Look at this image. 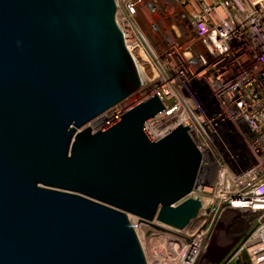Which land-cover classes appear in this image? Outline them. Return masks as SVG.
I'll return each instance as SVG.
<instances>
[{
    "label": "water",
    "instance_id": "water-1",
    "mask_svg": "<svg viewBox=\"0 0 264 264\" xmlns=\"http://www.w3.org/2000/svg\"><path fill=\"white\" fill-rule=\"evenodd\" d=\"M117 9L0 0V264H149L130 215L183 229L199 213L203 153L188 125L151 137L158 94L87 125L144 85Z\"/></svg>",
    "mask_w": 264,
    "mask_h": 264
},
{
    "label": "built area",
    "instance_id": "built-area-1",
    "mask_svg": "<svg viewBox=\"0 0 264 264\" xmlns=\"http://www.w3.org/2000/svg\"><path fill=\"white\" fill-rule=\"evenodd\" d=\"M116 2L127 47L145 59V80L138 100L111 107L98 129L158 94L165 108L146 123L151 137L188 125L203 153L190 194L201 200L199 213L190 227H171L183 264L202 259L223 222L253 229L221 264H241L244 253L264 264V0ZM156 13L169 25L156 23Z\"/></svg>",
    "mask_w": 264,
    "mask_h": 264
},
{
    "label": "rangeland",
    "instance_id": "rangeland-1",
    "mask_svg": "<svg viewBox=\"0 0 264 264\" xmlns=\"http://www.w3.org/2000/svg\"><path fill=\"white\" fill-rule=\"evenodd\" d=\"M154 18L156 23H167V25H169L168 20L160 17L157 13L154 15ZM138 97L139 94L131 95L130 97L126 98V101L123 102L121 106L126 107L128 105L134 104L138 100ZM112 113L113 111L110 109L100 116L104 117L100 120L101 122H94L93 120L87 125L90 126L93 131H96L102 124H104L106 120H108V117L111 116ZM130 220L132 223L137 224V232L141 239L147 259L151 262V264H159L158 262H161V264H166L167 262L163 261V259H166L167 257L171 258L172 256L175 257L179 252L178 250H181V245L179 244L180 235L178 233L174 234L171 231L173 227L171 228L170 226L159 223L162 227L157 228L151 224L140 222L138 217L134 215H130ZM228 227L225 229L224 222L222 223L221 227L219 228V237L216 238L215 242L206 250L202 259L197 261L195 264H220L221 261L231 251L234 244L239 243L247 235V233L253 229L252 224L246 228L233 226L230 229ZM153 253H155L156 257L158 258V262L156 259H154L155 257ZM218 259L222 260L218 262Z\"/></svg>",
    "mask_w": 264,
    "mask_h": 264
},
{
    "label": "bare ground",
    "instance_id": "bare-ground-1",
    "mask_svg": "<svg viewBox=\"0 0 264 264\" xmlns=\"http://www.w3.org/2000/svg\"><path fill=\"white\" fill-rule=\"evenodd\" d=\"M134 54H135V57H136V60H137V62H138V66H139V69H140V71H141V77H142V79H143V81L145 80L144 79V77L145 76H143V74H142V70H143V60H145L144 58H142V56H141V54L139 53H137V51L135 52L134 51ZM150 71H151V68L149 69ZM101 119H103V117H98V118H96V119H94V122H101L100 120ZM194 221H195V218L187 225V227H190L193 223H194ZM160 238V237H159ZM160 240V239H159ZM156 241V240H155ZM215 242V241H214ZM179 245V244H178ZM153 255H154V259H156V261L158 260V258L156 257V255H155V253H153ZM175 256V255H174ZM181 257V251H179V253L175 256V257H171V258H169V257H167L166 259H163V261H166L167 263L166 264H183V262H182V259L180 258ZM153 261V260H152ZM150 262V261H149ZM158 262V261H157ZM159 264H161V262H158ZM150 264H151V262H150ZM154 264V263H153ZM164 264V263H163Z\"/></svg>",
    "mask_w": 264,
    "mask_h": 264
},
{
    "label": "trees",
    "instance_id": "trees-1",
    "mask_svg": "<svg viewBox=\"0 0 264 264\" xmlns=\"http://www.w3.org/2000/svg\"><path fill=\"white\" fill-rule=\"evenodd\" d=\"M240 263H241V264H249V262H248V260H247V256H246L245 253L243 254V257H242ZM220 264H221V263H220Z\"/></svg>",
    "mask_w": 264,
    "mask_h": 264
}]
</instances>
